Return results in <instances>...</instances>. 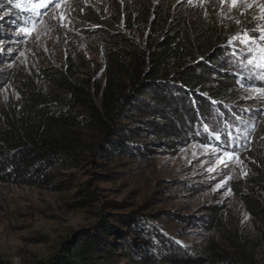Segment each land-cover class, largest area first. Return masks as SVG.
<instances>
[{
  "label": "trees",
  "instance_id": "1",
  "mask_svg": "<svg viewBox=\"0 0 264 264\" xmlns=\"http://www.w3.org/2000/svg\"><path fill=\"white\" fill-rule=\"evenodd\" d=\"M201 17L145 9L136 17L146 28L142 45H131L108 26L112 48L103 81L82 77L69 61L47 89L24 88L20 100L0 106V183L62 192L72 183L65 172L91 165L104 172L107 162L140 159L151 147H177L207 127L219 133L221 120L244 103L229 45L236 29ZM6 57L0 53V89L11 77ZM77 193L85 197L77 203L82 208L97 199L87 187ZM247 204L252 213L264 212ZM112 205L115 212L106 214L97 203L91 228L61 240L48 260L27 264H264V231L250 236L226 227L223 207L204 206L177 220L222 233L224 244L209 237L186 247L168 230L174 218L117 214L125 204ZM0 264L12 263L0 256Z\"/></svg>",
  "mask_w": 264,
  "mask_h": 264
},
{
  "label": "rangeland",
  "instance_id": "2",
  "mask_svg": "<svg viewBox=\"0 0 264 264\" xmlns=\"http://www.w3.org/2000/svg\"><path fill=\"white\" fill-rule=\"evenodd\" d=\"M17 2L30 9L47 0H0V53L8 54L11 73L0 89V106L20 100L24 88L47 89L69 61L82 77L103 81L112 48L108 26L131 45H142L146 28L136 17L153 7L200 14L236 29L229 45L242 78L237 90L244 103L236 105L243 109L232 108L221 120L219 133L207 127L194 137L198 139L177 147H151L153 151L140 159L107 162L104 172L96 165L65 172L72 183L62 192L0 183L3 259L12 264L48 260L61 240L97 222V203L106 214L115 212L112 203L118 202L125 205L117 214L135 211L174 218L168 230L186 247L209 237L223 243L222 233H205L178 221L200 214L208 205L224 208L226 227L250 236L264 231V212L252 213L247 204L256 203V212L264 209V92L257 91L264 89V69L256 67L264 56V20L260 19L264 0H237L235 7L232 0H53L35 11L16 8ZM8 12L12 17H5ZM245 33L248 44L240 43ZM85 187L97 199L82 208L77 203L85 197L77 192Z\"/></svg>",
  "mask_w": 264,
  "mask_h": 264
},
{
  "label": "snow or ice",
  "instance_id": "3",
  "mask_svg": "<svg viewBox=\"0 0 264 264\" xmlns=\"http://www.w3.org/2000/svg\"><path fill=\"white\" fill-rule=\"evenodd\" d=\"M10 2H11V0H10ZM236 2H237V0H232L233 7H235ZM50 3H53V0H47V2H42V3H39V4H34V5H32V7L30 9L23 8V6L19 2H17L14 6L16 8H21L22 10H33V11H35L36 9L47 7L48 4H50ZM56 7H59V4L58 3L56 4ZM260 7H261L262 11H264V5H261ZM39 14L40 13L37 12V15H39ZM260 19L264 20V15H262L260 17ZM238 38L239 37H233L232 39L233 40H236ZM261 39H264V37H261ZM231 42L232 41L230 40L229 43H231ZM249 42H250V38L247 36V33H245L244 34V38L240 40V43L248 44ZM262 51H264V49H262ZM253 62H254L253 60H249L248 61L249 64H253ZM256 67L261 68V69H264V56H261L260 57V62L256 64ZM257 91L264 92V89L257 90ZM219 138H220L219 136L216 137V139H219ZM205 147H207V146H205ZM212 151L213 152H216L217 149L213 148ZM224 156L225 157H228L229 159H231V154L229 152H227V151L224 152ZM221 162H223V161H221ZM225 167H227V164H225Z\"/></svg>",
  "mask_w": 264,
  "mask_h": 264
}]
</instances>
